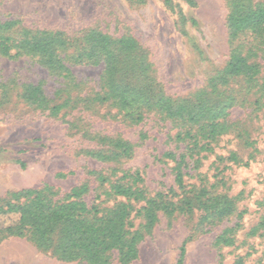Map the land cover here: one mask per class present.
<instances>
[{
	"label": "rangeland",
	"instance_id": "374dc122",
	"mask_svg": "<svg viewBox=\"0 0 264 264\" xmlns=\"http://www.w3.org/2000/svg\"><path fill=\"white\" fill-rule=\"evenodd\" d=\"M235 1L264 7V0H0V25L14 24L0 30V42L51 35L67 68L52 71L19 48L15 57L0 54V207L23 202V191L51 186L63 196L86 184L89 205L110 207L109 186L126 174H139L151 197L175 186L167 154L183 152L186 144L174 138L188 127L162 121L152 107L169 99L200 111L203 124L188 128L192 135L214 131L209 150L191 160L199 162L187 183L235 198L237 211L219 221L199 210L159 213L149 231L136 218L142 238L127 264H177L183 246V264H264V35L247 31L231 40ZM96 35L107 39L103 46L92 41ZM93 48L122 67L116 79L129 90V107L103 100L105 62L91 56ZM233 56L252 70L223 82ZM27 86L41 87L40 102L24 99ZM116 139L133 145L130 158H103ZM59 242L58 233L46 242L0 234V264H90L65 259ZM97 264L122 263L112 251Z\"/></svg>",
	"mask_w": 264,
	"mask_h": 264
},
{
	"label": "trees",
	"instance_id": "16d2710c",
	"mask_svg": "<svg viewBox=\"0 0 264 264\" xmlns=\"http://www.w3.org/2000/svg\"><path fill=\"white\" fill-rule=\"evenodd\" d=\"M166 4L170 0H164ZM233 4V12L227 21V27L231 40L239 34L250 31L264 35V7L255 6L245 8ZM12 22L0 25L1 29H10ZM29 36L18 42L9 43L8 40L0 42V54L4 57L18 56L12 54L13 49L19 48L22 51L37 54L43 59L45 66L52 71H63L67 68L63 65L58 52L59 46L51 40V35ZM96 46H103L107 39L102 35L92 38ZM119 47L127 49L126 42H120ZM91 56L98 53L100 59L105 62L104 98L112 101L119 108H126L133 102L126 86L117 82V74L121 73L114 56L106 49L99 51L96 48L91 50ZM84 55L80 54L79 58ZM90 57V54L89 56ZM252 70V67L242 57L233 56L223 72V82L229 78L245 75ZM43 91L40 86H27L23 97L30 102H40ZM99 95V94H98ZM100 96V95H99ZM155 116L162 121L179 124L182 127L191 128L193 125L203 124L200 111L193 110L186 105L174 106L169 99H164L153 104ZM151 107V108H152ZM206 125L202 126L204 129ZM178 132L176 138L178 143L186 144L183 152L179 155L167 154V157L174 161L175 186L164 192H158L155 196H149L143 187L141 176L124 175L117 181L111 183L107 195L114 199L115 203L110 207H104L106 201L89 205L85 201V195L89 193V186L83 185L74 187L66 195L60 196L51 186H45L39 190L23 191L21 194L24 201L8 203L0 207V234L11 236L31 235L40 242H46L49 237L58 233L60 236L59 248L63 257H80L90 264H97L112 251H117L122 264H127L137 257V244L142 235L134 228L136 218H141L146 231L151 230L158 221L159 213L173 216L176 213L191 214L195 210L203 211L207 218L223 220L237 211L236 199L226 194H215L206 186L187 183L186 177L192 165L196 169L197 160L191 164V160L202 151H208L214 131L208 132L207 136L200 137L199 134L192 135L193 130ZM201 130V127L199 128ZM198 133V132H197ZM216 133V132H215ZM208 142H204L203 140ZM111 154L103 156L104 159H126L134 152V147L121 139H116L109 145ZM236 161V156L231 153L230 158ZM194 171V170H193ZM217 176H214L216 178ZM216 185L213 184V186ZM96 199H100L99 196ZM264 228V222L260 224ZM225 245H230L232 240L224 239ZM185 247L177 264H183ZM234 264H243L240 258Z\"/></svg>",
	"mask_w": 264,
	"mask_h": 264
}]
</instances>
